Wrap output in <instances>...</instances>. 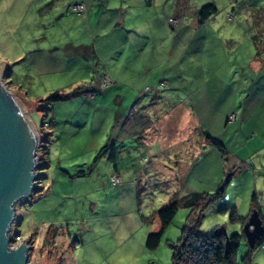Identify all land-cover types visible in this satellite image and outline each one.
I'll return each instance as SVG.
<instances>
[{
	"label": "rangeland",
	"instance_id": "374dc122",
	"mask_svg": "<svg viewBox=\"0 0 264 264\" xmlns=\"http://www.w3.org/2000/svg\"><path fill=\"white\" fill-rule=\"evenodd\" d=\"M187 1L189 11L207 4L216 10L209 26L219 27L220 33L210 34L204 56L196 51L203 40L199 34L192 41L183 34L178 50L185 54L190 43L192 64L202 58L205 64L208 58H227L218 73L226 79L222 113L200 115L210 141L199 157L196 152L201 146L195 140L175 148L191 134L182 129L181 110L176 106L169 114H158L160 138L146 129L144 145L135 140L117 145L122 150L116 156L119 185L112 186L103 175L109 165L93 160L121 128L120 121L115 125V117L123 108L114 96H123V80L135 74L136 67L130 74L121 64L122 46L126 37L131 38L124 30L142 24L144 18L150 20L154 12L167 13L173 0H162L151 13L142 9L143 0H0V87L25 112L38 142H44L41 149L36 147L37 191L15 204L17 215L9 232L10 246L26 241V264H171L168 245L177 243L188 216L198 218L200 234L222 228L228 237L239 235L237 262L248 254L250 264H264V240L249 249L242 235L246 221H240L250 214L247 206L254 187L263 193L264 204V171L255 168L264 165V147L254 155L249 144L252 130L259 127L253 123L255 118H264V72L254 76L248 68L256 55L253 37L259 40V55L264 57V0ZM77 4L85 11H72ZM225 39L233 44L225 46ZM92 46L95 54L89 57ZM175 58L171 60L181 69L169 70L171 85L159 95L176 104L185 102L198 78L194 77L193 86L187 85L185 77L194 73L184 68L185 56ZM212 85L208 82L205 90ZM52 94L59 100H50ZM230 102L235 111L244 102V113H236L234 128L225 130ZM160 109L165 108L156 111ZM261 127L264 140V124ZM146 143H153L161 156L150 158ZM182 150L192 153L184 155ZM87 169L85 176H76ZM189 194L208 196L209 201L203 207L205 201H200L191 210L175 207L174 201ZM160 229L157 247L144 248L146 235ZM17 235L19 242L14 241Z\"/></svg>",
	"mask_w": 264,
	"mask_h": 264
},
{
	"label": "crops",
	"instance_id": "0c3cea01",
	"mask_svg": "<svg viewBox=\"0 0 264 264\" xmlns=\"http://www.w3.org/2000/svg\"><path fill=\"white\" fill-rule=\"evenodd\" d=\"M161 1L162 0H143V6L141 5V7L145 13H151V10L154 11L155 7H158V4ZM129 7L127 8L126 12H130ZM169 8L170 10L165 14H163L164 12H154V16L150 20L144 18L141 22L142 24L138 26L130 25L125 30V26L123 24L120 26V29L126 31L127 34H131V38L126 37L127 41L122 46L123 61L121 64L124 67L123 71L129 70L131 74V68H136H134L135 74L128 75L126 76V78L128 79L123 80L125 84L123 88L124 90L122 91L124 92L123 96L121 95V97H119V95H113L115 98H118L116 104L123 108L120 116L115 117V125L120 121L121 128H116L113 138H109L110 140L108 139L105 145L113 144L124 147V145H129L134 140L138 144L144 145L145 142H143V140L145 138L144 134L146 129L150 131L152 130L153 133L150 134L151 136L160 138V136L162 135V128L160 123L162 117L159 118L157 115L162 113L169 114L177 106V109L181 110L180 114L184 120L182 129H184L185 132H191V134H186V138L180 141V143L176 145L175 148L182 145H184L185 147L186 144H189L191 141L195 140L196 145H199V147L201 146L200 150L196 152V155H198L199 157L203 154V145L207 146L210 141L207 138L206 131L203 128L204 125L202 124V118L200 115L222 113L220 112L222 111L221 103L224 104V99H226L225 91L223 90V88H225L224 82L226 81V79H223L218 73H220V67L224 66V64L227 62V58L223 57L222 60L214 59V61L212 58H208L206 64L204 63V58H202L199 63L192 64V62L190 61L191 59L189 58V56H192L193 53V48L190 49L192 47L191 44L186 43L188 49L187 52L183 54L182 51L178 50V40L181 39L184 34L185 39V35H187L190 41H192L193 37L199 34L200 38L203 40L201 44H198L200 48L197 47L196 51L199 52L200 55L202 54V56H204V52L206 51L208 44L210 43L209 39H212V37H210V34L215 35L216 33H220L219 27L209 26L210 23L214 22L213 18L216 13L210 16L205 22L199 24L196 18V9L191 8V10L189 11L187 0H173V4ZM83 11H85V8ZM123 12L125 13V11ZM136 14L138 13H135V15ZM187 19H190L191 22L187 23ZM130 22H132V20ZM145 24H147V26ZM227 39L222 40L225 46H230L231 43L233 44L232 41L230 43H227ZM213 41H217L215 36ZM213 41H211V43ZM212 44L209 46H212ZM216 44L217 46H219L220 41L216 42ZM88 52L90 53L89 57H92V55L94 56L95 51L93 49V46L88 50ZM82 53L84 56L86 55L85 52ZM177 54L180 57H182V55L186 57L184 68L188 69L189 73H194V75L189 79L185 77V83L189 86H193V81L195 82L194 77L198 78V83L193 89L190 90V95H185V102H176L175 104L174 101H169V97L160 96L159 92L165 90L166 88L168 89V87H170L171 85L169 70L172 67L177 68L179 71L181 69V64L179 65L176 62L177 59L175 57ZM172 58H175L176 60L173 59V61L171 60ZM248 68L250 70V73L254 76H257L261 74V72H264V57H255V55H253L250 62L248 63ZM155 71H157V74H155ZM229 72L230 70L227 72V74ZM151 74L153 75V78L151 77ZM127 82L128 84L126 85ZM208 82H211L213 85L209 87L208 91H206V84ZM159 99H161L160 102L158 101ZM165 102H167V104ZM180 103L182 104L180 105ZM231 103L232 102L228 104V110L225 113H228L227 118L229 116H232V121L234 122L236 118H238L236 117V113H244V102L239 106V109L237 111H235V109L232 110L233 107L231 106ZM159 106H163L165 109L156 111ZM150 113L155 116H145V114ZM143 115L145 118H143ZM227 118L225 119V122L227 124L223 125L225 126V130H227L228 128H234L233 122H228ZM240 120H244V117H242V115L240 117ZM242 123H240V125L238 124V130L242 128ZM253 123H256L257 125H259V127H256L254 130H252L253 138L250 140L249 144H251L253 150L252 153L256 155L257 153H260L262 148L264 147L262 146V144H264V140L260 137L263 136V127H261V125L264 124V118L261 116L256 117ZM218 126H220V123L218 124ZM110 130L112 129L110 128ZM176 133L177 132H175L173 135L176 136ZM191 136H193V138ZM147 144L148 143H146L145 145ZM151 144L153 143L148 144V153L150 154L149 157L154 158L156 156L157 158L161 156L159 155V151L155 152V150L153 149L154 146H152ZM173 144L174 143L170 144L169 146H172L173 148ZM244 146H247L246 143ZM199 147L195 148L199 149ZM151 148L153 149V153H150ZM98 151L96 155L98 154ZM120 152H122V150L118 151L116 156L120 155ZM182 152L184 155L189 153L187 150H182L181 153ZM191 153L192 150L189 154ZM97 160L103 161L109 165V167L105 165L106 171L103 174L105 175V177L107 174L108 184L109 178L111 176H116L118 179V170L116 169V167L113 168V166L106 160V154L98 156L95 161ZM109 168L111 169V171H109ZM255 168L257 171H264V165L257 164L255 165ZM256 193H258L257 196ZM253 197H255V204L257 203L256 200L258 201V204H256L257 211L261 223L262 225H264V204L262 202L263 193L260 191L256 192V189L254 187ZM249 209L250 201L247 206L248 212ZM16 212L17 210L15 208V213Z\"/></svg>",
	"mask_w": 264,
	"mask_h": 264
},
{
	"label": "water",
	"instance_id": "95a60500",
	"mask_svg": "<svg viewBox=\"0 0 264 264\" xmlns=\"http://www.w3.org/2000/svg\"><path fill=\"white\" fill-rule=\"evenodd\" d=\"M10 94L0 87V264H26L29 247L26 241L12 247L10 230L15 219V204L28 199L35 190L37 135ZM262 233L258 214L253 211L243 226V238L253 248ZM213 236L224 238V254L229 247L228 236L222 228Z\"/></svg>",
	"mask_w": 264,
	"mask_h": 264
},
{
	"label": "trees",
	"instance_id": "16d2710c",
	"mask_svg": "<svg viewBox=\"0 0 264 264\" xmlns=\"http://www.w3.org/2000/svg\"><path fill=\"white\" fill-rule=\"evenodd\" d=\"M215 13L216 10L212 4H207L205 6H202L196 10L197 22L201 24ZM252 40H253L254 49L256 51L255 57H258L260 56L259 55L260 50L258 48V46L260 47V43L258 44L259 40H257L256 37H253ZM49 99L52 101H57L59 100V96L57 94H52L50 95ZM42 143L44 142L39 140L37 144V148L41 149ZM118 148L119 147H117V145H113V144L103 146L102 148L99 149L98 154L94 158L93 162L96 160L98 156L106 154V160L113 166V168H115ZM38 167L39 166L37 164L36 168ZM89 169H87L85 172H81V171L77 172L78 175L76 176L83 177L86 173H88ZM35 191H37L36 187L34 192ZM218 195L219 193L216 194L214 197ZM206 197L208 196H203L199 194H189L181 198L180 201H176V202L174 201V204L175 207L181 206L182 208H188L191 210L195 208L200 201L203 200L205 202L201 205V207L206 206L207 201H209ZM254 200L255 197L252 196L250 200V209H249L250 214L253 211H255L258 214L257 206ZM249 215L241 219L240 221L241 222L246 221ZM186 221H187L186 226L182 229L180 238L177 241V243L173 245L172 244L168 245L171 251V259H170L171 264H250L248 254L242 257L238 262L235 259L236 243L239 239V235H231L228 237L229 247L227 253L224 254V247H223L224 238L222 235L213 236L212 234L213 231L207 234H200L196 230L198 218L195 217L193 218L188 216ZM261 226H262L261 236L254 246L260 244L264 240V226L262 225V223ZM161 231L162 230L160 229L157 233L147 234L145 238L144 248L148 250H153L154 248H156L161 236ZM209 249H211L213 253H209Z\"/></svg>",
	"mask_w": 264,
	"mask_h": 264
},
{
	"label": "built area",
	"instance_id": "2783aa9c",
	"mask_svg": "<svg viewBox=\"0 0 264 264\" xmlns=\"http://www.w3.org/2000/svg\"><path fill=\"white\" fill-rule=\"evenodd\" d=\"M82 10H83V5H82V4H77V5H74V6L72 7V11L76 12L77 14L81 13ZM107 85H109V83H107ZM105 86H106V85H105ZM232 120H233V117H232V116H229V117L227 118V121H228V122H231ZM109 182H110V184H111L112 186H115V185H117V184L119 183V182H118V179H117L116 176H111V177L109 178ZM14 241L19 242V241H20V237L17 235V236L15 237Z\"/></svg>",
	"mask_w": 264,
	"mask_h": 264
},
{
	"label": "bare ground",
	"instance_id": "6f19581e",
	"mask_svg": "<svg viewBox=\"0 0 264 264\" xmlns=\"http://www.w3.org/2000/svg\"><path fill=\"white\" fill-rule=\"evenodd\" d=\"M16 105H18V103H17V101H16ZM18 107H19V105H18ZM20 108V107H19ZM22 109V108H21Z\"/></svg>",
	"mask_w": 264,
	"mask_h": 264
}]
</instances>
